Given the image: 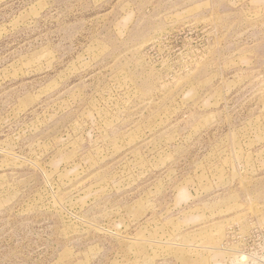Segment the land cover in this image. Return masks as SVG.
I'll return each mask as SVG.
<instances>
[{
  "label": "rangeland",
  "instance_id": "obj_1",
  "mask_svg": "<svg viewBox=\"0 0 264 264\" xmlns=\"http://www.w3.org/2000/svg\"><path fill=\"white\" fill-rule=\"evenodd\" d=\"M0 264H264V0H0Z\"/></svg>",
  "mask_w": 264,
  "mask_h": 264
}]
</instances>
